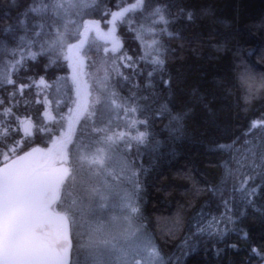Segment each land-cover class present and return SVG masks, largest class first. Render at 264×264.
Returning <instances> with one entry per match:
<instances>
[{
	"label": "snow or ice",
	"instance_id": "obj_1",
	"mask_svg": "<svg viewBox=\"0 0 264 264\" xmlns=\"http://www.w3.org/2000/svg\"><path fill=\"white\" fill-rule=\"evenodd\" d=\"M226 6L9 0L0 264H222L241 247L223 264H264L246 223L264 226V16L246 20L244 0ZM197 133L215 159L171 167ZM150 186L168 209L163 232Z\"/></svg>",
	"mask_w": 264,
	"mask_h": 264
},
{
	"label": "trees",
	"instance_id": "obj_2",
	"mask_svg": "<svg viewBox=\"0 0 264 264\" xmlns=\"http://www.w3.org/2000/svg\"><path fill=\"white\" fill-rule=\"evenodd\" d=\"M221 4V10L225 13H228L230 10L226 6L228 3V0H219ZM9 4V0H0V31L3 29V23H4V17H3V11L5 10V6ZM11 11V17L9 18L13 24V27H16L17 30L18 26L15 22L16 17V10L15 9H8ZM243 13L246 20L251 19H258L261 16H264V0H244V9ZM258 57H253V60L258 61ZM213 71H216L217 74H220L219 70L214 69ZM254 71L257 74H260L264 72V67L257 66ZM228 104L233 105L234 104V98H229L227 101ZM260 105H257L256 108L258 109ZM233 111L235 109L233 108ZM252 115H255L257 113L253 112ZM223 114H221V119H223ZM205 116L202 113L197 114L196 122L197 124H203L205 121ZM246 121L243 119H240L236 122V124H243ZM159 131V129H157ZM232 133L238 134V128L234 125L230 131L229 135ZM163 135V134H162ZM182 158H178L177 160L172 162L171 167H179L181 164H184L189 161H196L197 163H200L202 166V162L209 159H215V156H211L206 154L205 151V138L201 137L197 134H194L192 139H190L188 142H186L182 147ZM145 166H148V157H144ZM164 171H168V168L165 167ZM155 181L152 177H149V184L151 185ZM162 197H160L157 193L153 191L151 186L149 187L147 196H146V206L148 209V214L153 217V224L152 227L155 228L158 232L166 231L169 227L167 220H166V213L167 208L164 203L161 202ZM252 235L253 242L259 243L261 240H264V226H262L258 221L255 223L252 222H246ZM235 239V238H233ZM247 253V250L245 247H241L239 251L232 252L229 250L228 255L232 257L234 261H240ZM228 255H225L221 257V262L223 264V261H226L228 259ZM209 260H211V253L209 254ZM189 264H203V256L202 255H194L189 258ZM212 264H215V261H212Z\"/></svg>",
	"mask_w": 264,
	"mask_h": 264
}]
</instances>
